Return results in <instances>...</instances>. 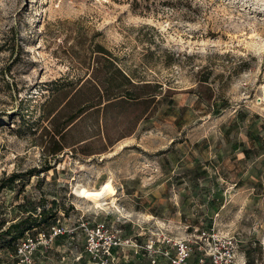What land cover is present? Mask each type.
I'll return each instance as SVG.
<instances>
[{
    "label": "rangeland",
    "instance_id": "1",
    "mask_svg": "<svg viewBox=\"0 0 264 264\" xmlns=\"http://www.w3.org/2000/svg\"><path fill=\"white\" fill-rule=\"evenodd\" d=\"M81 220L264 264V0H0V264H95Z\"/></svg>",
    "mask_w": 264,
    "mask_h": 264
},
{
    "label": "built area",
    "instance_id": "2",
    "mask_svg": "<svg viewBox=\"0 0 264 264\" xmlns=\"http://www.w3.org/2000/svg\"><path fill=\"white\" fill-rule=\"evenodd\" d=\"M86 235L85 249L95 264H118L119 250H144L150 264H246L237 260L235 240L215 232L200 231L184 239H174L164 233H151L145 243L136 238L123 237L121 229L106 221L81 220ZM199 230V231H198ZM73 229L64 224L51 225L48 233L28 235L17 244V264L32 263L36 244L47 246L54 238Z\"/></svg>",
    "mask_w": 264,
    "mask_h": 264
},
{
    "label": "trees",
    "instance_id": "3",
    "mask_svg": "<svg viewBox=\"0 0 264 264\" xmlns=\"http://www.w3.org/2000/svg\"><path fill=\"white\" fill-rule=\"evenodd\" d=\"M123 76H124V81L126 82V83H132L131 82V80L129 79V77H127L126 75H124L123 74ZM122 91H124L122 94H125L126 96H129V97H133V96H131L132 94L131 93H129V91L127 90V91H125V90H118V92H122ZM118 92H115V93H118ZM14 178V177H13ZM22 222H25V219H21L18 223H16V225L17 224H20V223H22ZM10 228V227H9ZM7 232V231H6ZM15 252H16V258H17V260L16 261H18V257H17V246H16V250H15Z\"/></svg>",
    "mask_w": 264,
    "mask_h": 264
},
{
    "label": "crops",
    "instance_id": "4",
    "mask_svg": "<svg viewBox=\"0 0 264 264\" xmlns=\"http://www.w3.org/2000/svg\"><path fill=\"white\" fill-rule=\"evenodd\" d=\"M157 229H161V228H157ZM162 233H165L164 231H161ZM160 232V233H161ZM159 233V232H158ZM129 251H131L132 253H135L134 251H132V250H129ZM145 254H147V253H145ZM147 256H148V254H147ZM148 263L150 264V258H149V256H148Z\"/></svg>",
    "mask_w": 264,
    "mask_h": 264
},
{
    "label": "bare ground",
    "instance_id": "5",
    "mask_svg": "<svg viewBox=\"0 0 264 264\" xmlns=\"http://www.w3.org/2000/svg\"><path fill=\"white\" fill-rule=\"evenodd\" d=\"M152 217V216H151Z\"/></svg>",
    "mask_w": 264,
    "mask_h": 264
}]
</instances>
